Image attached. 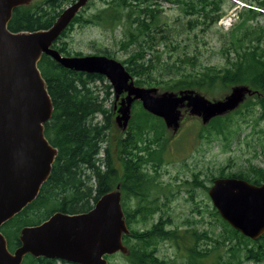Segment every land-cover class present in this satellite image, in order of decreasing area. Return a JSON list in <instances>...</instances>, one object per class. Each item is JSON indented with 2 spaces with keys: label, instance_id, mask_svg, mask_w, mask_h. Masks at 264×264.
Returning <instances> with one entry per match:
<instances>
[{
  "label": "trees",
  "instance_id": "trees-1",
  "mask_svg": "<svg viewBox=\"0 0 264 264\" xmlns=\"http://www.w3.org/2000/svg\"><path fill=\"white\" fill-rule=\"evenodd\" d=\"M73 1L43 0L36 4L19 5L13 9L7 27L13 32L47 28L64 5ZM167 1L179 3L183 13V17H176L173 25L162 21L156 0H106L107 7L88 17L82 15V10L75 15L52 47L63 55H82L80 51L71 52L64 39L72 22L80 25L126 23L120 43L124 49L132 44L135 48L120 62L134 78L135 84L151 86L162 82L166 86L164 88L171 91L193 89L212 95L228 85H249L255 94L247 99L242 115L252 113L253 106L258 105V118L264 120V25L257 24V18L264 12V0H242L245 5L239 8L238 20L227 31L222 43L225 65L208 66L202 70L193 69L197 62L196 54H178L175 59H165L158 46L176 49L180 42L175 39L177 32H195L197 27L202 32L207 31L224 14L222 0ZM229 2L234 6L236 0ZM102 53L113 56L107 49H103ZM186 64L191 69H186ZM38 67L53 105L51 117L44 124V133L56 148V156L37 196L0 226L8 249L13 251L19 246L23 226L39 224L55 212H85L101 195L118 186L124 219L129 228V233L122 236L127 247V252L123 254L124 264H174L170 259L157 255L159 241H173L179 236L176 228L167 227L170 221L163 209L165 203L159 202L160 194L152 195V190L160 186L155 177L159 172L152 173L147 166L150 159L155 160L156 166L159 165V160L153 156L156 147L152 146L151 132H163L165 125L162 119L145 111L139 101L134 102L133 109L137 104L138 110H133L128 128L117 140L116 160L108 138L113 125L114 95L105 77L65 68L46 54L42 55ZM229 124L226 113L212 118L203 128L209 135H224L229 130ZM260 133L263 135V166L249 164L234 172H226L222 166L218 168L217 175L211 174L210 180L237 177L255 184L264 182V127ZM197 174H191V178L186 180L191 190L199 186ZM203 185L202 188L207 191L208 186ZM195 209L198 211V208ZM156 212L160 215L148 228L137 226L145 224ZM211 214L219 230L214 231L216 226L209 232L193 230L190 255L188 261L182 264H204L209 252L214 253L215 262L212 264L264 263V233L252 240L232 228L214 207ZM200 239L207 244L210 242L211 246L198 249L196 242ZM22 264L60 263L27 254Z\"/></svg>",
  "mask_w": 264,
  "mask_h": 264
},
{
  "label": "water",
  "instance_id": "water-1",
  "mask_svg": "<svg viewBox=\"0 0 264 264\" xmlns=\"http://www.w3.org/2000/svg\"><path fill=\"white\" fill-rule=\"evenodd\" d=\"M88 0L67 5L50 26L33 31H10L12 11L30 0H0V226L38 194L50 174L56 148L44 133L52 101L38 62L43 54L65 68L98 73L111 85L116 99L123 95L116 121L125 129L135 100L147 112L162 118L175 131L181 108L207 123L234 110L248 87L236 85L221 99L209 100L193 89L156 92L139 86L117 59L104 54L63 55L53 42ZM220 217L242 235L256 240L264 233V182L237 177H216L207 190ZM118 186L101 195L81 213L55 212L39 224L25 225L13 251L0 231V264H22L25 255L58 259L73 264H107L106 255L126 253L123 234L129 233Z\"/></svg>",
  "mask_w": 264,
  "mask_h": 264
},
{
  "label": "rangeland",
  "instance_id": "rangeland-1",
  "mask_svg": "<svg viewBox=\"0 0 264 264\" xmlns=\"http://www.w3.org/2000/svg\"><path fill=\"white\" fill-rule=\"evenodd\" d=\"M156 1L162 21L165 20L173 25L176 17H183L179 3L167 0ZM229 1L232 0H222L221 7L224 14L207 31L202 32L197 27L195 32H177L175 39L180 42L176 49L159 45L158 49L163 52L162 57L175 59L178 54H196L197 62L193 68L194 70H202L208 66L221 67L225 65L222 43L226 38L227 31L238 20L239 8L245 5L244 1L236 0L235 5L231 6ZM248 1L254 2L256 0ZM31 2L36 4L37 0H31ZM90 2L89 6L81 11L85 17L107 7L106 0H90ZM257 24L264 25V12L257 18ZM126 27V23L123 22L113 25L100 23L80 25L77 22H72L64 39L71 52L80 51L82 55L103 54V49H107L113 55V58L121 61L127 58L135 48V44H132L124 49L120 43V40L124 38ZM177 27L180 30V27ZM173 44L176 46L175 42ZM184 67L188 70L191 69L189 64L184 65ZM233 86L236 85H228L214 95L195 91L209 100H216L229 94ZM245 86L248 87V92L245 93L243 101L234 110L227 112L230 124L229 130L224 135H216L215 133L209 135L203 127L208 125L210 120L203 123L200 116L190 113L182 114L181 125L176 131L165 127L161 134L151 132V139L154 140L152 146L156 147L153 156L159 160L160 165L158 182L161 183L160 186L152 190V195L160 194L159 202L165 203L163 209L170 221L167 227L176 228L179 236L173 241H159L157 255L161 258L170 259L174 264H182L188 261L189 247L193 245V237L191 236L193 230L200 233L203 231L209 232L215 226L214 231L219 230L217 222L211 214L213 206L207 191L201 187L191 190V186L185 181L187 177L191 178L190 173L200 171L202 181L209 186L211 182L208 177L211 174L217 175L219 167L224 166L226 172H234L246 168L249 164L263 166V135L260 133V129L264 127V120L258 118L260 114L258 105L253 106L252 113L242 115L245 112L244 105L247 99L255 94L251 86ZM150 87H155L157 93L171 91L164 88L166 86L162 82H159V85L153 84ZM114 107L117 111L120 107L119 101L116 100ZM137 108V104L134 106L135 110L133 106L131 107L130 118L133 110L135 112L138 110ZM240 110L241 112H239ZM116 116L113 112V125L108 136L109 147L113 151L115 159L117 140L124 132V129L116 121ZM207 129L210 131V128ZM116 164L119 165L117 162ZM190 194H193L192 198L189 197ZM195 208H198V211ZM159 215L160 212H156L147 219L145 224L139 223L137 226L148 228L152 222L157 221ZM196 244L198 249L211 246L210 242L207 244L202 242L201 239ZM220 250L222 252V249ZM123 254L121 252L114 253L111 258H107V264H124ZM213 262H215L214 253L209 252L204 258V264H212ZM241 264L254 263L243 261Z\"/></svg>",
  "mask_w": 264,
  "mask_h": 264
},
{
  "label": "flooded vegetation",
  "instance_id": "flooded-vegetation-1",
  "mask_svg": "<svg viewBox=\"0 0 264 264\" xmlns=\"http://www.w3.org/2000/svg\"><path fill=\"white\" fill-rule=\"evenodd\" d=\"M43 0H37V3H40V2H42ZM30 3H32L31 2V0H30ZM90 3V0H88V2H87V4L81 9V10H83L88 4ZM80 10V11H81ZM124 94H121L119 97H118V99H116L115 98V96H114V101H113V112L117 115V111H116V109H115V103H116V100H117V102L119 101V99L123 96ZM186 113H189L188 112V110L186 109V108H182L181 109V114H186ZM180 122H182V119H181V121ZM128 124H129V122H128ZM128 124H127V127H126V129L128 128ZM181 125V124H180ZM125 129V130H126ZM124 130V131H125ZM117 163H119L118 161H116ZM158 163V162H157ZM148 167H149V169H150V171L152 172V173H155V171H158L159 172V167H157V166H160V165H157L156 166V164H155V160H151L150 159V161H149V163H148V165H147ZM194 173H198L197 174V176H199V178H198V183H199V186L198 187H201L202 188V186H204L203 184H205L203 181H202V179H201V172L200 171H197V172H194ZM193 172H191L190 174H194ZM155 177H156V180L157 181H159V179H158V177H159V175H155ZM211 177V176H210ZM210 177H208V179H210ZM189 179V177H187L186 179H185V181L186 180H188ZM210 182L212 183V181L210 180ZM160 185H161V183L160 182H158ZM211 185V184H210ZM209 185V186H210ZM208 186V185H207ZM209 186H208V188H209ZM208 190V189H207ZM164 197H166L165 195H164ZM189 197H190V195H189ZM192 197H193V194H192ZM191 198V197H190ZM167 199V198H166ZM49 259V258H48ZM54 260H56L57 262H59L60 264H73V263H70V262H66V261H63V260H58V259H54Z\"/></svg>",
  "mask_w": 264,
  "mask_h": 264
},
{
  "label": "built area",
  "instance_id": "built-area-1",
  "mask_svg": "<svg viewBox=\"0 0 264 264\" xmlns=\"http://www.w3.org/2000/svg\"><path fill=\"white\" fill-rule=\"evenodd\" d=\"M226 23H230V22H226Z\"/></svg>",
  "mask_w": 264,
  "mask_h": 264
}]
</instances>
